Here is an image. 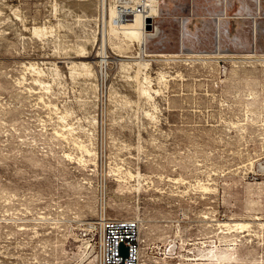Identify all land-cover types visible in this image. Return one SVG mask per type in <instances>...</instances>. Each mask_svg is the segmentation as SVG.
<instances>
[{"label":"rangeland","instance_id":"obj_1","mask_svg":"<svg viewBox=\"0 0 264 264\" xmlns=\"http://www.w3.org/2000/svg\"><path fill=\"white\" fill-rule=\"evenodd\" d=\"M128 2L0 0V264H95L83 235L101 188L105 217L139 222L140 264L255 255L264 0H159L156 38L138 46L108 35L104 48L109 7ZM139 60L148 67L136 81ZM118 169L141 179L117 183ZM239 220L249 237L222 226Z\"/></svg>","mask_w":264,"mask_h":264},{"label":"bare ground","instance_id":"obj_2","mask_svg":"<svg viewBox=\"0 0 264 264\" xmlns=\"http://www.w3.org/2000/svg\"><path fill=\"white\" fill-rule=\"evenodd\" d=\"M137 0H129V2H132V3H135ZM128 2V3H129ZM159 0H154V1H152L149 5H148V7H147V9H146V11L144 12V13H140V14H137V15H135L129 22H123V21H119L120 19V17L123 15V14H125V13H127L128 11H130L129 10V6L127 5V4H125V5H120V6H116V7H112V6H110L109 7V9H108V14H107V18L109 19V27H108V29L107 28H105L104 30H103V38H104V40H103V44H104V48H105V46H106V43H107V38H109V37H111V36H109L108 37V35H112V36H115V37H118L119 39L121 38V40L123 39V40H127V41H129L130 43H136L138 46H141V45H143L144 43H145V39L146 38H148L149 40H151V39H154V38H156V36H157V34H158V30H157V27H155V34L153 33L152 35H150V34H147L146 33V28H145V22H144V19L146 18V17H149V18H152V19H157L158 18V16H159ZM256 4H257V6H258V8H259V6H260V0H256ZM225 17H223V19H224ZM221 19L220 18H218L217 20H216V25H217V27H219V21H220ZM218 30V29H217ZM33 32L35 33V34H38V33H40V31H39V29L38 28H34L33 29ZM106 36V37H105ZM114 37V38H115ZM118 38H116V40L118 39ZM117 40V41H121V40ZM122 43H123V41H121ZM120 43V42H119ZM129 43V44H130ZM218 46V45H217ZM116 47H117V45H116ZM104 48H102V49H104ZM118 49V48H117ZM105 50V49H104ZM83 51V50H82ZM105 52L103 51V50H101V53H100V60H99V62H98V64H99V66H103V64L105 63ZM143 54V53H142ZM253 54V53H252ZM140 56V55H139ZM159 57H165V55H159ZM170 57V56H169ZM33 65V64H32ZM87 72V77L88 76H90L92 73H91V70H89V66L85 63H81L80 64ZM133 65L136 67V70L137 71H135L136 72V76H135V80L137 81L138 79V77H139V74L141 73V71L143 70V69H146L147 67H148V62H146V61H144V60H142V61H138V62H136V63H133ZM34 67V66H33ZM72 67V66H71ZM74 67H76V66H74ZM82 67H80V68H82ZM36 68V67H35ZM103 68V67H102ZM30 69V68H29ZM83 70V69H82ZM104 70V69H103ZM36 71V70H35ZM55 72V71H54ZM93 72V71H92ZM103 72V71H102ZM40 72H38V74H39ZM84 73V72H83ZM56 74V73H55ZM58 74V73H57ZM56 74V75H57ZM37 75V74H36ZM42 75V74H41ZM41 75H39V76H41ZM94 75V74H93ZM91 77V76H90ZM89 77V78H90ZM160 80L162 81V80H164V76H162V75H160ZM39 80V79H38ZM145 80H147V79H145ZM37 82V81H36ZM146 83V82H145ZM149 83V82H148ZM138 84H139V82H138ZM142 85H143V83H142ZM142 85H138V87H137V93L139 94V96H142V97H144L145 99H147L148 101H151L152 100V96H151V94H150V90H148V89H146V88H149V87H146V88H144ZM254 98V97H253ZM252 98V99H253ZM146 116H150V114H145ZM64 119H62V121H63ZM71 128V127H70ZM65 129V128H64ZM61 130H63V128L61 129ZM60 130V131H61ZM72 130V129H71ZM68 131V130H67ZM59 132V131H58ZM69 134H71L70 133V131H69ZM63 135V134H62ZM60 137V136H59ZM80 141V140H79ZM72 142H73V140H72ZM75 142H73V144H74ZM75 144H77V143H75ZM78 146V145H77ZM78 148H79V150H81L82 152L83 151H85L84 153H86V155H88L89 157L90 156H93L92 155V153L88 150V149H86L85 148V145H82V146H78ZM81 152V153H82ZM83 154V153H82ZM66 157H68L69 158V156L67 155ZM82 158V157H81ZM79 159H80V157H79ZM85 161V160H84ZM78 162H83V159H80ZM88 162V161H87ZM86 162V163H87ZM85 165V164H84ZM118 171V173H117V179L115 180V182H117V183H121L122 181L124 182V181H126L127 179H141V175L142 174H140L139 173V171H138V173L136 174V175H134V174H132L130 171H127L126 173H124V174H122V172H120L119 171V169L117 170ZM116 171V172H117ZM172 180V179H171ZM170 179H168V181H171ZM128 181V180H127ZM173 181H175V182H177V180H173ZM179 181V180H178ZM182 181V180H181ZM183 183V182H182ZM136 184V183H135ZM184 184V183H183ZM123 185H126V184H123ZM199 187V189L202 191V192H207V191H209V189L207 188V187H205V186H203V185H198ZM121 187V186H120ZM119 188V187H118ZM134 188H136L135 186H134ZM140 190H141V184H140V182H138V184H137V188H136V191H137V193L138 192H140ZM143 190V189H142ZM134 191H135V189H134ZM112 219H115V218H112ZM257 220H258V218H257ZM263 220V219H262ZM240 221V220H239ZM237 222V221H231L230 223L229 222H227V223H224V225H222V226H224V227H226V230H228V231H230V232H236V234H237V231L239 232V233H244V237H249L250 236V233H249V229H250V227H251V223H249V221L248 222H246V221H240V222ZM260 222V221H259ZM258 222V223H259ZM219 225V224H218ZM221 225V224H220ZM257 226H260L261 228H257V230L255 231V232H253V233H256V236L255 235H252L251 237H255L256 239H257V242H256V245H257V248H253V246H252V243H253V239H251L252 240V243H248V244H245V246L246 247H250V248H253V250H254V256L250 259V260H248L247 261V263L248 264H264V259H263V253H264V247H262V246H264V222H262V223H260V224H257ZM219 227V226H218ZM217 227V228H218ZM254 228V227H253ZM256 228V227H255ZM225 229V228H224ZM223 232H225V231H223ZM247 232V233H246ZM218 233H221V232H218ZM223 234V233H222ZM235 234V233H234ZM228 235V234H227ZM224 236H226V235H224ZM236 236V235H235ZM238 237V236H237ZM240 237V236H239ZM229 240V239H228ZM231 240V239H230ZM239 240V239H238ZM218 241H220V240H218ZM233 241V240H232ZM240 242V241H239ZM229 243V242H228ZM232 244V243H231ZM234 245V244H233ZM229 246V245H228ZM220 247V246H219ZM232 248V247H231ZM230 249V248H229ZM228 250V249H227ZM234 250V249H233ZM232 250V251H233ZM88 251H89V248H88ZM141 251H142V243H141ZM231 251V250H230ZM89 252H91V251H89ZM207 252V251H206ZM261 252H262V254H261ZM92 253V252H91ZM93 255V254H92ZM94 256V255H93ZM213 256V255H212ZM256 257V258H255ZM259 257V258H258ZM215 258V257H214ZM222 258V257H221ZM94 260H95V264H96V258H95V256H94ZM228 260V259H227ZM140 261H141V252H140ZM140 264V263H139ZM220 264V263H219Z\"/></svg>","mask_w":264,"mask_h":264},{"label":"built area","instance_id":"obj_3","mask_svg":"<svg viewBox=\"0 0 264 264\" xmlns=\"http://www.w3.org/2000/svg\"><path fill=\"white\" fill-rule=\"evenodd\" d=\"M154 0H137L129 6L119 21L129 22L135 15L144 13ZM146 31H155L154 19H144ZM148 28V30H147ZM106 208V192L100 189L98 216L84 232L89 251L96 258V264H139L141 252L140 225L136 219H112L103 215ZM127 250V256L120 253V246Z\"/></svg>","mask_w":264,"mask_h":264},{"label":"water","instance_id":"obj_4","mask_svg":"<svg viewBox=\"0 0 264 264\" xmlns=\"http://www.w3.org/2000/svg\"><path fill=\"white\" fill-rule=\"evenodd\" d=\"M120 253L123 257L127 256V250L122 245L120 246Z\"/></svg>","mask_w":264,"mask_h":264}]
</instances>
